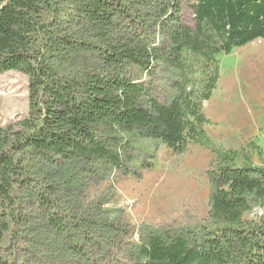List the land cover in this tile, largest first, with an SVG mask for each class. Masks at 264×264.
<instances>
[{
    "label": "trees",
    "instance_id": "trees-1",
    "mask_svg": "<svg viewBox=\"0 0 264 264\" xmlns=\"http://www.w3.org/2000/svg\"><path fill=\"white\" fill-rule=\"evenodd\" d=\"M191 9L194 29L161 0H0V74L26 75L29 100L26 117L0 127V264H13L1 250L21 239L29 201L53 235L68 230L87 243L85 230L100 224L59 208L72 172L128 173L141 138L177 154L199 145L215 158L208 224L185 236L141 234L136 264H264V167L246 148L216 146L203 109L218 56L264 38V0H192ZM149 21L166 44L139 32ZM160 64L180 74L167 101L153 85ZM254 206L261 214L245 220ZM67 248L86 257L80 244Z\"/></svg>",
    "mask_w": 264,
    "mask_h": 264
},
{
    "label": "rangeland",
    "instance_id": "rangeland-1",
    "mask_svg": "<svg viewBox=\"0 0 264 264\" xmlns=\"http://www.w3.org/2000/svg\"><path fill=\"white\" fill-rule=\"evenodd\" d=\"M161 2L178 9L181 22L194 29L192 0ZM139 32L148 42H166L153 21ZM218 59V83L210 100L203 103L210 120L205 130L216 146L246 148L251 161L264 167V41L235 48ZM179 75L166 65L155 69L153 85L161 101L173 95L170 83ZM28 112L27 76L18 71L1 73L0 127ZM130 155L128 173L108 167L89 174L72 172L75 186L70 185L61 196L59 208L73 214L84 212L100 224L85 230L90 238L87 243L68 230L53 235L49 227L40 225V211L29 201L21 206L29 220L24 236L20 233L18 242L8 238L1 253L13 264H136L135 246L141 234L160 231L185 236L208 224L211 190L207 171L215 158L209 149L191 144L177 154L155 140L141 138L136 139ZM260 214L254 206L243 218L251 220ZM73 243L84 246L85 258L70 256L67 244Z\"/></svg>",
    "mask_w": 264,
    "mask_h": 264
},
{
    "label": "crops",
    "instance_id": "crops-1",
    "mask_svg": "<svg viewBox=\"0 0 264 264\" xmlns=\"http://www.w3.org/2000/svg\"><path fill=\"white\" fill-rule=\"evenodd\" d=\"M263 41H264V38H258V39H255V40L251 41V42H253L254 44H257V43H261ZM251 42H249V43H251ZM249 43H247V44H245L244 46H241V47H246ZM237 48H239V47H237ZM261 51H262V49L259 50L258 53H260Z\"/></svg>",
    "mask_w": 264,
    "mask_h": 264
},
{
    "label": "bare ground",
    "instance_id": "bare-ground-1",
    "mask_svg": "<svg viewBox=\"0 0 264 264\" xmlns=\"http://www.w3.org/2000/svg\"><path fill=\"white\" fill-rule=\"evenodd\" d=\"M220 103V102H219ZM209 107H211V106H209ZM230 107V106H229ZM224 108V107H223ZM210 109V108H209ZM215 110V109H214Z\"/></svg>",
    "mask_w": 264,
    "mask_h": 264
}]
</instances>
